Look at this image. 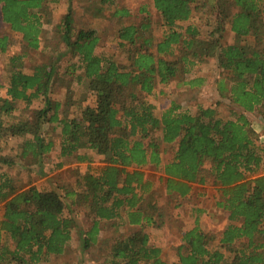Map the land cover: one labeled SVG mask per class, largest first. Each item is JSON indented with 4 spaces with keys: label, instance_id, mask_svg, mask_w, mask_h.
Returning a JSON list of instances; mask_svg holds the SVG:
<instances>
[{
    "label": "trees",
    "instance_id": "obj_1",
    "mask_svg": "<svg viewBox=\"0 0 264 264\" xmlns=\"http://www.w3.org/2000/svg\"><path fill=\"white\" fill-rule=\"evenodd\" d=\"M91 1L96 4L93 17L130 22L131 13L118 8L117 0ZM152 2L160 14L161 39L156 41L149 16L139 25L120 26L113 41L126 55L124 64L115 54L97 53L101 42L96 31H75L71 9L55 28L64 51L51 66L37 64L26 74L25 55L9 58V78L0 84V138L22 140L20 157L30 156L31 165L37 164L54 148L44 131L45 124H52L61 134L57 170L73 157L82 163L80 150L103 157L104 166L80 175V190L64 194L29 184L17 188L0 171V264H46L60 257L79 229L76 215L82 211L89 221L83 230L84 249L107 243L100 230L120 228L107 222L125 217L129 226H139L108 244L106 264H167L145 233L165 224V210L155 202L159 190L148 192L150 185L138 171L147 164L159 169L161 143L173 153L163 168L169 197L186 196L190 184L211 185L215 207L228 214L230 223L216 235L203 232L196 220L176 249L174 264H264V141L245 115L259 110L264 118V0ZM51 3L0 0L2 22L29 50L39 52L43 23L51 22ZM228 32L232 43L225 41ZM8 47L6 34L0 36V54ZM205 59L222 73L213 84L233 108L228 117L212 108L181 111L175 104L155 115L144 96H151L158 85L183 82ZM80 88L94 96L92 105L82 97L76 100ZM59 89L63 97L53 100L52 92ZM35 104L40 107L32 119L15 121L17 113L28 117ZM73 107L78 114L70 115ZM14 165L0 158L1 167ZM44 171L40 167L37 174L44 176ZM245 240L246 246L238 247Z\"/></svg>",
    "mask_w": 264,
    "mask_h": 264
},
{
    "label": "rangeland",
    "instance_id": "obj_2",
    "mask_svg": "<svg viewBox=\"0 0 264 264\" xmlns=\"http://www.w3.org/2000/svg\"><path fill=\"white\" fill-rule=\"evenodd\" d=\"M118 8L121 6L127 8L131 13L130 22H118L112 21L111 18L104 17V19H100L97 17H93V13L95 12L96 4L91 0H66L65 3L61 5V8H55L54 16L52 15V9L50 8V18L53 20V24L57 20L58 12L61 14L66 12V9H71L74 15L75 29L79 30H89L92 29L96 31L97 36L101 39V45L96 49L98 52H107L111 54H115L117 56V62L124 64L126 62V55L124 51H120L113 39L115 33L122 25H127L129 23H133L135 25H139L145 17H148L153 22V26L156 33V38L161 39V20L160 14L155 10L153 6L152 0H117ZM106 9V7H105ZM109 12L113 9L109 8ZM208 19V23L212 21V17L206 18ZM203 20V18H202ZM197 21H199L197 19ZM201 21V19H200ZM199 21V23H200ZM53 25L49 26L45 29L42 34L41 45L42 51L35 52L29 50L25 44L20 40V36L14 34L9 31L8 26H6L0 18V36H4L5 34L9 37V49L6 54H0V84H6L10 75L9 70V58L13 56L25 55V60L23 63V72L26 74H30L33 70V66L39 64L41 66H51L52 63L58 58L59 52L64 51L59 39L54 35V31L52 30ZM234 37L228 32L226 42H234ZM72 60V59H71ZM199 67L195 69L188 77H184L187 81L189 80H202L204 84H212L214 81L222 76V73L218 71L216 64L213 60H202L199 64ZM206 82V83H205ZM172 85L166 89L165 94L160 96L156 93L154 96H147L149 101H152L156 104L157 107L164 109L168 108L171 103H175L177 105L183 104L186 107L193 105V108H189L191 112L196 110V105L201 102V100H205L204 98H208L210 96V91L199 92L197 89L186 90L182 88H178L176 84L181 83H171ZM58 91V90H57ZM52 92V91H51ZM78 100L80 97L83 100H89L90 105H92L95 101L93 95L89 96L88 93L84 91V89H79L76 91ZM62 90L59 93L52 92L51 98L53 100L61 99ZM191 103V104H189ZM204 103V102H203ZM201 104V103H200ZM40 105L35 104L32 106L28 117L23 115H15V121L30 120L34 116L35 112L39 109ZM184 107V108H186ZM195 107V108H194ZM218 113L222 117H226L230 112L229 108L222 104L218 108ZM71 112V113H70ZM70 115L78 114L77 107H73L70 109ZM228 117V116H227ZM226 117V118H227ZM21 119V120H20ZM253 120V119H252ZM14 121V122H15ZM253 122H257V120H253ZM259 122V121H258ZM258 124V123H257ZM55 125L45 124L44 131L46 134L50 136V140L54 145H60L61 143V134L60 128L52 129ZM22 140H14L10 136L6 138H0V158H4L6 160H12L15 165L11 168L1 167L0 171L2 173L8 174L14 180V184L17 188H21L20 184H29V186H34L40 191H50L55 190L58 194H64L65 191L68 192H77L80 189L78 188V177L80 173L85 171L86 166L80 165L76 168L71 166L73 163L69 162V166H66V169L57 170V161L58 155L50 154L45 158L39 159L40 161L37 164L31 165L33 159L30 156L21 158L22 153ZM84 154V152H81ZM164 159L167 161L171 159V152H163ZM57 160V161H56ZM98 159H96L95 167L99 166L97 163ZM42 168V171L45 172L44 176H40L37 174V171ZM69 168V169H68ZM71 168V169H70ZM31 172H29V171ZM162 174L161 169L157 170L154 166H150L146 169V176L154 183L153 189L159 190L157 195L155 196V201L159 203L160 208L165 210V215H168V223L166 226H171L174 221V216L176 214L187 215L186 217L189 219V223L186 226L192 224V220L189 217V212L191 208L202 207L209 211V216L204 221V227L208 231L219 232L223 228H225L226 224V214L217 210L214 207V200L217 195L215 194L213 187L211 185H205L204 187L195 186L194 195L201 194V200L198 197L189 198L187 202H185L184 206L182 205L179 208L174 207V200H171L170 197H167V194L164 191V185L160 182V176ZM29 186H25L24 189H28ZM22 189V188H21ZM201 191V192H200ZM71 199L68 200V202ZM77 212V211H76ZM221 212V213H220ZM213 214H215L213 216ZM77 219L79 220V229L76 230L73 234V239L69 244V248L66 249L65 253L60 257H56L52 259L46 264H106V259L109 255L110 248L108 244L114 242L115 238L122 237L125 238L131 234V230L128 228H117L114 229L112 227L107 228L104 231L103 238L107 240L105 245L98 243L94 246H91L89 249L83 248V240L84 234L83 230L88 226L89 221L85 212H77ZM165 226V227H166ZM169 238L167 233H164L163 236H152V240L155 242L163 243ZM111 242V243H110Z\"/></svg>",
    "mask_w": 264,
    "mask_h": 264
},
{
    "label": "crops",
    "instance_id": "obj_3",
    "mask_svg": "<svg viewBox=\"0 0 264 264\" xmlns=\"http://www.w3.org/2000/svg\"><path fill=\"white\" fill-rule=\"evenodd\" d=\"M53 1H54V3H51L49 6L52 9V15L54 16V13H55L54 10H55V8H61V5L63 4V2L65 3L66 0H53ZM1 7H2V4H0V10H1ZM67 13H68V7H67L65 13L61 14V12H58L57 20H56V22L54 24H53V20H51L50 24L43 23V26H42V29H41V34H40V36L38 38V40H39V46H40V51H42L41 39H42V34L44 33L45 29L48 28L49 26H52L53 25L52 30L55 31V28L60 24L61 19ZM73 17H74V15H73ZM0 18H1V21H2L1 11H0ZM75 23H76V21L74 19V29L76 27L75 26ZM80 30H82V29H79V30L75 29V31H80ZM90 30H92V29H90ZM231 35L233 36V34H231ZM6 36H7V38L9 37L8 35H6ZM20 39H21V37H20ZM8 41H9V38H8ZM156 41L158 42L159 39L156 38ZM100 42H101V39H100ZM9 47H10V45H9ZM9 47H8V49H9ZM7 52H8V50L6 51V53ZM198 64L199 63H196V65L194 66L193 70L189 74H187L185 77H188L192 72H194L195 69H197L199 67ZM191 81H195V83L194 84H188ZM177 83H181V84H176V86L178 88H182V89L184 88L186 90L187 89L188 90L197 89L199 92L200 91L201 92H204V91L206 92L207 90L210 91V96H208V98H204L205 100H201V102H199V104H197L195 106L196 108H198V107H201V108H212V109H215L217 111V113H218L217 108L220 105L225 104L229 108L230 111L233 109L230 106V104L228 103V101H226V99H221L220 98V96L217 93L216 84H213V83L212 84H210V83L204 84V82L202 80H196V79L189 80L187 82H186L185 79L183 80V82H181L179 80V81H177ZM171 85L172 84H169L167 87H164V88H162V86L158 85L157 88L155 89V91L152 93L151 96H154L156 93H158V95H160V96L164 95L165 94L164 91H166V89H168ZM80 89H82V88H80ZM60 91H61V89H60ZM77 91H79V90H77ZM63 95H64V91L62 90L61 97H63ZM88 95L91 96L92 94L91 93H88ZM144 97H145L146 101H148L150 104L153 105V107H154V114L155 115H159V116L163 113V111H165L168 108H170V106L172 104H175V103H171V105L168 108L161 109V108L157 107L154 102L149 101L147 99V96H144ZM85 102H86V104H91L89 100H85ZM189 104H191V103H189ZM175 105H177V104H175ZM177 106H180L182 108L181 111L188 110L190 113H192L189 110V108H193V105H191L189 107H186L183 104H180V105H177ZM184 107H186V108H184ZM235 111H236V109H235ZM259 112H261V111L258 110V111H255L252 114H245V115H246L247 119L250 121L251 127H252L253 131L255 132V134L258 135V138H260L261 141H264V118H262L259 115ZM227 115H229V113ZM252 119L253 120H257V122H253ZM160 147H161V152L162 153H161V156H160L161 163H160L159 169H161L162 174H161V176L159 178H160V182L163 183V185H164V191L167 194V191H166V180H167V177L163 174V168H164V166L166 164H168L171 161L172 157L168 161L166 159H164L163 152L164 153L171 152L170 151V147L167 146V145H164L162 143L160 144ZM59 150H60V145H54V148H53V150H52V152L50 154H56V156H57L58 153H59ZM81 152H84V154H81ZM77 155L84 156L85 159H84V161L82 163L78 162L77 159H74V157H73V158L68 159L63 164V167L60 170L66 169V166L67 167L69 166V162L70 163L72 162L73 164L71 166H73L75 168L77 166H80V165H83V164L86 166L85 171L83 173L81 172L80 175H84L88 170L91 171L94 174L96 169L101 168V167L104 166L103 157L98 156L93 151L80 150V151H78V154ZM172 156H173V153H172ZM96 159H98L97 163L98 164L100 163L99 166H97V167H95ZM58 160H59V158H58ZM59 162L57 161V164H59ZM150 166H154V165L153 164H147L146 166L138 169V171L141 172V173H143V175H144V182L145 183H148L150 185V188H149L148 192L154 191V189H153V184L154 183L149 179L148 176H146V169L149 168ZM159 169H157V170H159ZM133 170H135V168H130L128 171H133ZM189 186L191 187V190H190L189 194H187L186 196L180 197L177 194H173V196L171 197V200H174V207L178 206L176 208H179L182 205L184 206L185 202H187V200L189 198H191V196H192V198L193 197H196V198L198 197L199 200L203 199L202 198L203 195L201 196V194L194 195V189H195V186H198V187L200 186L201 188L204 187V186L197 185V184H190ZM136 194H137L138 197H140V195H141L140 191H138V190H136ZM167 197H169L168 194H167ZM156 204H157L158 207H161V206H159V203L156 202ZM139 206H140V204L138 203L137 204V207H139ZM214 207H215V202H214ZM217 210H219V211L223 212L224 214H226V224H225V228H223L221 231H219V232H212V231H208V230L205 229V227H204V221H206V218L210 217L208 210H206L205 208H202V207L191 208L190 209V212H189V217L192 220V224L190 223V225H188V226H186V224L189 223L188 222L189 219L186 217L187 215H180L179 216L178 214H176V216H174V219L172 220V222L174 221V223L171 226H169V227L166 226L167 223H168V215H165V224L162 227H159V228L157 227L156 228V227H152L151 226L149 228H146L145 229V233L149 237V245L161 250V259L165 263H167V264L178 263L177 262L178 261V258H177L176 249L179 248L180 246L184 245V242L182 241L183 236H184V234L186 232L191 231L195 227V221L196 220H197V222L199 224L200 229L203 232H207V233H211V234H216V235L221 234L226 229V227L229 226L230 223L228 222V214L226 212L220 210V209H217ZM214 215L215 214H213V216ZM105 222H107V221H103V224ZM107 223H108V225H118V224H120V228L125 227V228H128L130 230H138L139 229V226H129L126 223V218L125 217L123 218V221H113L112 223H109V222H107ZM164 233H167L169 235V238L165 242L160 243V242H157V241L155 242L154 240H152V236L153 235H155V236H163ZM102 234H104V230L103 229L100 230V236L101 237H103ZM246 243H247V240L241 241V242L238 243V247H241L242 245H245L246 246ZM67 248H69V246Z\"/></svg>",
    "mask_w": 264,
    "mask_h": 264
}]
</instances>
